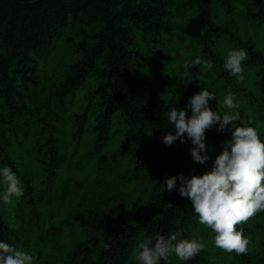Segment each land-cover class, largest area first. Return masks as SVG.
I'll return each instance as SVG.
<instances>
[{
  "label": "trees",
  "instance_id": "16d2710c",
  "mask_svg": "<svg viewBox=\"0 0 264 264\" xmlns=\"http://www.w3.org/2000/svg\"><path fill=\"white\" fill-rule=\"evenodd\" d=\"M89 1L0 0V166L11 167L24 189L22 196L13 197L14 201L7 205L0 204V241L34 254L36 264H138L131 252L135 245L157 232L167 235L179 228L184 238L204 241L205 248L187 262L170 255L168 264H264V212H260L262 225L255 227L250 221L247 226L251 233H243L262 253L261 257L253 255L251 249L240 255L226 253L213 246L214 234L209 228L196 224L187 198H181L175 189L162 193L158 187L165 176L198 175L206 171L205 165L192 161L187 141H177L171 146L161 142L164 134L173 131L162 112L172 107L183 108L188 98L199 91L198 86L216 94L217 101H209V106L221 113L225 111L223 95L230 89L239 104L243 125L248 126V120H253L254 128L264 140V26L257 31L261 47L237 36L246 20L259 19L264 23V0L200 1L199 42L205 48L204 59H211L213 68L200 74L195 71L196 80L187 82L179 96H165L166 85L170 83L164 81L165 74L172 81L175 78L177 53H166L162 43H156L155 37L147 39L143 33L152 30V26L165 25L167 10L157 5L163 0H136L134 5H126L124 0H95L96 4ZM93 7L102 20V34L98 44L88 46L82 42L83 55L59 84L60 97L73 103L78 90L87 88L90 79L97 77L90 96L85 103L81 102L84 110L78 117L83 124L93 101L97 98L101 103V137L95 152L92 151L94 155L101 152L114 121L122 120L131 140L130 163L120 176L97 189L89 213L93 227L89 241L60 259L54 256L58 250L50 245L55 233L43 221L47 213L40 207L41 215L36 214L37 200L43 197L49 205L53 201L50 191L61 180L60 161L64 152L60 139L64 121L49 101L39 65L51 55L55 37L65 29L68 17ZM231 38L247 52L242 61L247 72L243 81L228 75L223 69L224 57L217 52L221 42ZM158 46L161 51L155 53ZM101 57L105 65L98 71L96 60ZM161 58H165L169 67L165 65L160 70ZM30 127L33 139L29 138ZM205 135L210 165L230 133H219L213 126ZM33 142V153L43 173L39 188L29 183L24 169L30 161ZM135 195L138 198L134 204L131 199ZM242 225H237V229L243 231ZM26 226L30 237H24Z\"/></svg>",
  "mask_w": 264,
  "mask_h": 264
},
{
  "label": "rangeland",
  "instance_id": "374dc122",
  "mask_svg": "<svg viewBox=\"0 0 264 264\" xmlns=\"http://www.w3.org/2000/svg\"><path fill=\"white\" fill-rule=\"evenodd\" d=\"M124 1L126 5H134L136 2V0ZM200 1L201 0H163L161 2L162 4L157 3V5H162L165 7L164 9L167 10L163 18L165 25L152 26L153 29L147 32L142 30L147 39L155 37L156 43L159 45L162 43L161 47H164L163 50L166 53L171 55L177 53L178 68L175 71L174 80L172 81L167 74L164 75V81L170 83L166 85V90L168 92L165 93V96H179L183 94L185 84L196 80V69H189L191 75L185 74L187 70L182 66L186 60H191L196 56L201 57V59L205 58V48L199 42L201 34L199 23ZM89 2L96 4L95 0H90ZM218 5L222 6L221 4ZM228 26L229 25H224V27ZM263 26L264 23L262 20H246L244 27H241L243 29L240 28V31H237V36L247 40L249 39L254 45L261 47V45H259L261 43L257 31H260ZM4 27H8V25H4ZM102 30V20L94 12V7L89 8L84 13L71 14L66 21L63 32L55 37L51 55L48 57L47 61L39 65L40 78L46 88V92L50 99L49 101L52 103L54 111L61 114V121H64L62 133L60 135V139L64 142V152L61 154L62 158L60 161L62 170L60 172L62 176L61 180L57 187L52 188L50 191L53 195V201L51 205H49L44 201L43 197H41L39 201L37 200L36 214L38 216L39 214L41 215L40 207L43 209L44 213H47L43 221H46L47 225L45 227L50 228L55 233L54 238L50 241V245L53 249L58 250V253L54 252V256H59L60 259H65L67 254L73 253L77 246H82L85 242L89 241L93 231L89 213L93 209L91 206L95 202L97 189L99 187H104L106 182L112 181L120 176L126 168L127 163H130L129 145L131 140L128 138L129 130L125 128L126 125L123 124L124 122L122 120L116 119L114 121L106 135V140L101 147V152L94 155L92 151L96 148L97 141L101 137V103L97 98L93 101V104L89 106V116L83 124L78 117V114L80 113L81 115L84 110V104H81V102L83 101L85 103V100L90 96V92L93 90L92 86L99 80L97 77H92L90 79L91 81L87 85V88L81 87L78 90L73 103H70L67 98L60 97L59 84L71 73L73 64L83 55L81 45H83L84 42H86L88 46L96 44L102 34ZM242 32L245 33L242 35ZM179 35L182 37L180 38ZM236 43L237 40L235 39H226L221 42V48L217 47V52L221 53L224 57L227 50L240 48L236 46ZM159 49V46L158 49L155 48V53L161 51V49ZM158 61L161 65L160 70H162L165 65L169 67L165 58H161ZM104 65V57L97 58V70L103 69ZM246 73L242 65V74L244 78L246 77ZM218 111L221 112V110ZM115 117H119V115L116 114ZM238 120L242 122L240 115L238 116ZM251 122H253V120ZM32 128L33 127H30L28 129L29 138L33 139ZM34 143L35 142H33V145L31 143L32 151L31 155L29 154L30 161L28 160L26 162L24 169L29 183L33 187L39 188L43 173L38 166L35 153H33ZM208 151H210V149H208ZM123 186L125 185L123 184ZM117 187L121 186L117 184ZM137 198L138 196L135 195L131 201H135V204ZM14 199H16V197H14ZM11 201H14L13 197ZM18 214H20V212H18ZM250 221L255 227H258L260 224L262 225V214L258 212L250 217L248 221H246V227L243 223V233L246 232L248 235L251 233L247 226ZM23 234L24 237H30V230L27 226L24 227ZM248 240V249L254 251L253 255L261 257L262 253H260L259 250L257 251V247L252 245L249 238Z\"/></svg>",
  "mask_w": 264,
  "mask_h": 264
},
{
  "label": "clouds",
  "instance_id": "9594fccd",
  "mask_svg": "<svg viewBox=\"0 0 264 264\" xmlns=\"http://www.w3.org/2000/svg\"><path fill=\"white\" fill-rule=\"evenodd\" d=\"M247 58L244 48L229 49L223 58V69L239 81L244 80L242 61ZM200 74L213 68L211 59L196 56L182 66ZM198 86V85H197ZM199 87L183 108L172 107L162 112L173 131L162 136V143L171 146L179 141L190 144L192 161L206 166L202 174L163 177L159 190H176L181 198L191 203V213L197 225H204L214 234V247L237 255L248 251L249 240L237 225L246 222L258 212H264V140L248 120L244 126L238 120L239 104L228 89L222 100L223 113L214 111L209 101L217 96L207 87ZM220 105H218L219 107ZM215 126L219 133H230L222 142V150L211 159L206 151V131ZM179 182V184L177 183ZM24 193L21 180L8 165L0 166V204L7 205L12 197ZM182 229L167 235L159 232L135 245L131 252L138 264H168V257L187 262L204 250L205 242L199 238H184ZM107 247V245H105ZM37 257L13 244L0 241V264H36Z\"/></svg>",
  "mask_w": 264,
  "mask_h": 264
}]
</instances>
